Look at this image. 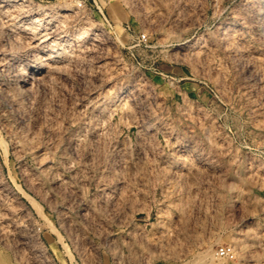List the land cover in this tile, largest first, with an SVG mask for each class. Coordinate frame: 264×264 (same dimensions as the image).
Masks as SVG:
<instances>
[{
    "label": "rangeland",
    "instance_id": "obj_1",
    "mask_svg": "<svg viewBox=\"0 0 264 264\" xmlns=\"http://www.w3.org/2000/svg\"><path fill=\"white\" fill-rule=\"evenodd\" d=\"M0 6V264H264V0Z\"/></svg>",
    "mask_w": 264,
    "mask_h": 264
},
{
    "label": "bare ground",
    "instance_id": "obj_2",
    "mask_svg": "<svg viewBox=\"0 0 264 264\" xmlns=\"http://www.w3.org/2000/svg\"><path fill=\"white\" fill-rule=\"evenodd\" d=\"M8 3L11 2V0H6ZM11 5V4H10ZM1 7V6H0ZM9 8V7H8ZM1 9V8H0ZM4 10V9H3ZM255 10V9H254ZM70 11V10H68ZM1 12V11H0ZM48 12V11H47ZM58 12V11H57ZM57 12H55L54 15L57 14ZM67 13V12H66ZM51 14V13H50ZM76 15V14H75ZM47 16V15H46ZM59 16V15H58ZM65 16V15H64ZM49 19V18H48ZM68 19V18H67ZM76 19V18H75ZM69 20V19H68ZM74 19H72L73 21ZM70 22V21H69ZM82 22V21H81ZM84 24V23H83ZM17 28V27H16ZM82 29V27H81ZM99 31V30H98ZM12 33V32H11ZM90 33V32H89ZM14 34V33H13ZM50 34L52 36L55 35H58V30L57 29H54L50 32ZM61 34V33H60ZM65 35V34H64ZM15 36V35H14ZM32 36V35H31ZM42 36V35H41ZM92 37V36H91ZM103 37V36H102ZM22 38V37H21ZM20 38V39H21ZM51 38V37H50ZM61 38V37H60ZM77 38V41L80 42V43H84V42H87L90 39V35H84V36H79V37H76ZM19 39V40H20ZM49 38H45L42 40L43 43L47 42ZM56 39L57 38H53V41L56 42ZM68 39V37H67ZM95 39V38H94ZM18 40V41H19ZM23 40V39H22ZM38 40V39H37ZM239 42V41H238ZM48 43V42H47ZM68 43V42H67ZM95 43V42H94ZM69 44V43H68ZM13 45V44H12ZM22 45V44H21ZM44 45V44H43ZM101 45V44H100ZM41 46V45H40ZM11 47V46H10ZM245 47V46H244ZM19 48V47H18ZM17 49V48H16ZM47 49V48H46ZM15 50V49H14ZM38 50V48H37ZM234 50V49H233ZM249 50V49H248ZM239 51V49H238ZM33 52V51H32ZM73 52V51H72ZM86 52V51H85ZM53 54V53H51ZM45 56H50V55H47L46 53L44 54ZM231 55V54H230ZM244 55V53H243ZM247 55V54H246ZM235 56V54H234ZM33 57V56H32ZM74 58V57H73ZM42 59V58H41ZM37 60V59H36ZM3 61V60H2ZM39 61V60H38ZM48 61H50V57L49 58H45L43 59L42 61L38 62V64H35V66L31 69V70H28L26 67L21 69L20 71H16V75L12 72V69L15 68L14 66V61L12 59H7L5 62H3V64H1L3 66V71H6L9 76H13L16 78V83H19L23 89L24 88H28L30 84H32L34 82V80L38 77L39 80L41 81H44L47 77H49L50 75H53L51 69L52 68H49L47 67L48 66ZM23 63V62H22ZM21 64V63H19ZM50 64V63H49ZM52 64V63H51ZM0 65V66H1ZM16 65V64H15ZM25 65V64H24ZM33 65V64H32ZM103 65V64H102ZM14 66V67H13ZM1 68V67H0ZM8 76V75H7ZM57 77V75H56ZM54 77V78H56ZM49 79V78H48ZM57 79V78H56ZM59 79V78H58ZM38 81V80H37ZM45 82V81H44ZM41 83V82H40ZM41 85V84H40ZM43 85V84H42ZM48 86V85H47ZM56 86V85H55ZM34 87V86H33ZM47 89V88H46ZM54 89V88H53ZM38 90V89H37ZM41 93V92H40ZM51 93V92H50ZM124 94H125V91H121L119 93H117L115 95V99L116 100H120L121 98L124 97ZM33 95V94H32ZM40 95V94H39ZM38 95V96H39ZM41 96V95H40ZM32 97V96H31ZM37 100V99H35ZM58 100V99H57ZM43 101V100H42ZM56 105V104H55ZM19 109V108H18ZM146 115V113H145ZM85 127V126H84ZM83 136V135H82ZM149 137V136H148ZM102 138V137H101ZM92 139V138H91ZM92 141V140H91ZM73 144V143H72ZM122 146V145H121ZM149 146V145H148ZM122 149V148H121ZM139 151V150H138ZM123 154V153H122ZM48 164V163H47ZM115 166V165H114ZM110 168V167H109ZM121 184V183H120ZM104 187V186H103ZM119 187V186H118ZM70 189V188H69ZM112 189V188H111ZM22 192V191H21ZM113 192V191H112ZM23 193V192H22ZM75 193V192H74ZM114 193V192H113ZM2 194V193H1ZM115 194V193H114ZM23 195V194H22ZM25 195V194H24ZM26 196V195H25ZM25 198V197H24ZM111 200V199H110ZM28 201L33 204V201L31 199L28 198ZM28 202V203H29ZM19 204V203H18ZM104 205V204H102ZM35 208V207H34ZM88 211V210H87ZM65 216V215H64ZM69 220V219H68ZM72 224V223H71ZM96 225V224H95ZM72 226V225H71ZM2 227V226H1ZM4 228V227H3ZM2 234V233H1ZM5 243V242H4ZM25 249V248H24ZM36 255V254H35ZM38 255V254H37Z\"/></svg>",
    "mask_w": 264,
    "mask_h": 264
}]
</instances>
